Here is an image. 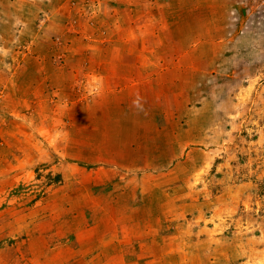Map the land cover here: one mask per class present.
<instances>
[{
  "label": "rangeland",
  "instance_id": "rangeland-1",
  "mask_svg": "<svg viewBox=\"0 0 264 264\" xmlns=\"http://www.w3.org/2000/svg\"><path fill=\"white\" fill-rule=\"evenodd\" d=\"M205 1L210 0L200 2ZM173 2L178 8L179 0ZM110 3L0 0V143L4 138L12 144L18 135L34 138L40 122L58 125L55 116L65 115L62 103L67 98L92 92L86 73L96 65L97 47H107L113 39L107 35ZM215 3L224 7V14L206 25L211 33L202 43H215L209 50L228 57L232 68L214 75L216 87L212 84L208 95L216 111L192 120L200 129L186 135L185 143L194 145L186 147L177 171L128 185L141 203L145 196L149 202L151 196L165 197L162 220L148 236L151 245L142 246L148 241L140 240L141 231L134 242L121 231L115 244L104 250V256L114 260L100 264H264V0ZM64 78L67 85L57 84ZM21 104L19 112L25 116L17 114ZM48 169L38 171L36 183L2 194L0 210L8 209L10 219L7 229L0 231L4 263L14 255L32 257L27 262L34 264L63 263L57 259L62 249L49 247L44 252L43 237L38 236L54 233L67 240L68 231L85 222V216L74 214L81 203L98 206L96 197L103 195V186L82 199L76 184H60L59 174ZM112 189L113 185L108 192ZM68 205L70 209H64ZM43 207L44 219L37 215ZM106 235L110 238L106 236L104 244L109 246L112 229ZM23 241L32 244L22 249Z\"/></svg>",
  "mask_w": 264,
  "mask_h": 264
},
{
  "label": "crops",
  "instance_id": "crops-1",
  "mask_svg": "<svg viewBox=\"0 0 264 264\" xmlns=\"http://www.w3.org/2000/svg\"><path fill=\"white\" fill-rule=\"evenodd\" d=\"M173 1L112 0L108 4L111 14L107 35L113 39L107 47H97L93 61L96 65L85 77L92 92L78 99L67 98L62 103L65 115L55 116L58 125L35 124L38 128L34 138L18 135L11 144L1 136L0 199L17 186L39 181L38 171L47 166L49 172L59 174L60 184H76L82 199L91 197L89 190L96 192L103 186V195L96 197L98 206L85 201L74 212L85 216V222L76 224L83 231L72 227L67 240L54 233L38 236L43 237L44 245H40L46 248L44 252L49 247L62 249L57 259L64 262L59 260L58 264L114 260L105 257L104 250L115 244V236L121 231L132 242L141 231L140 240L145 237L148 241L142 246H150L152 239L148 236L162 220L165 197L151 196L149 202L145 196L141 203L137 201V191L128 185L149 175L162 176L173 168L177 171L186 147L194 145L185 143L186 135L197 134L200 129L196 123L194 127L192 120L200 118L202 112L206 119L207 112L216 111L213 98L208 95L212 84L216 87L218 79L214 75L232 68L228 67V57L209 50L215 43H202V38L211 33L206 25L224 14V7L220 3L218 6L216 0L208 1L209 4L205 1L206 7L201 0H179L178 9ZM63 80L57 84L67 85V78ZM21 107L23 104L17 114L25 116L19 112ZM81 191L87 193L79 194ZM102 198L104 210L100 205ZM42 209L37 215L44 219ZM64 209H70V205ZM8 211L0 210V231L10 224ZM111 229L112 244L105 246V237L110 238L107 231ZM74 231L78 233L73 234ZM31 244L23 241L20 248ZM4 253L0 251V264H25L32 258L14 255L4 263Z\"/></svg>",
  "mask_w": 264,
  "mask_h": 264
}]
</instances>
